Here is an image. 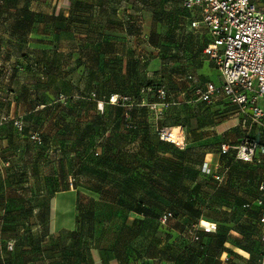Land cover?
<instances>
[{"label":"rangeland","instance_id":"1","mask_svg":"<svg viewBox=\"0 0 264 264\" xmlns=\"http://www.w3.org/2000/svg\"><path fill=\"white\" fill-rule=\"evenodd\" d=\"M67 1L70 0H56L57 13L66 7ZM114 1L122 3L125 0ZM254 2L264 10V0ZM19 49L14 54L17 69L8 73L0 69V78H18L21 83H8L6 86L2 80L0 93L4 88L20 90L30 100L25 101L27 108L35 93L42 99H47V94H55L56 100L50 101L52 119L65 124L66 129L65 132H58L57 127L45 125L47 116H42L41 112L40 116L27 114L22 121L19 120L22 132L13 133L17 150L0 154V264H91L87 250L100 245L107 251L112 242H115V252L120 255L122 264H172L175 260L178 264H189L190 251L196 248L186 233L192 222L203 233L207 252L204 256L196 252L191 264H258L263 252L260 230L256 219L249 222L250 213L246 214L242 206L256 199V183L264 178V164L228 162L219 156L220 138L216 126L225 120H232L235 127L239 126L236 115L223 120L224 113L233 109L224 97L211 104V123L202 116L201 110H208L206 105L187 98L184 103V99L176 95L179 82L169 79L168 84H164L171 95L166 100L168 105L159 106L158 111L149 108L146 114L139 110L137 131H130L123 122L125 129L115 132L105 118L98 122L109 126L108 129L102 125L87 129L89 120H92L89 117L91 111L96 107L102 108L97 99L99 91H105L107 86L93 84L86 74L85 48ZM209 75L216 85L223 83L214 66ZM151 103L161 102L153 100ZM108 107L105 105L103 111ZM80 108L90 112L79 113ZM123 108L129 110L127 106ZM192 109L198 111L195 115L201 116L198 119L201 128L212 127L206 133L205 148L199 151V162L202 159L205 162L207 152L210 153L208 158L213 166L218 161V171L225 173V180L219 184L200 174L191 164V153H187L184 179L179 184L172 183L178 189L180 187L185 201H190L191 191L195 193L192 203L200 216L198 221H192L177 212L166 225H162L158 221L160 213L143 216L133 211V207L141 205L149 191L157 197L156 202L169 206L168 200L159 198L164 190L173 186L168 181L167 167L171 166L170 162H178L181 152H185L187 147L163 145L154 126L157 124L165 128L179 123L184 128L185 120L191 118L188 111ZM33 125L37 126L34 132L31 131ZM35 150H38L41 159L37 170L42 174L38 178L32 173V163L37 160L36 156H32ZM53 150L60 158L65 153L66 163L71 164V179H76L72 185L71 180L57 181L45 177L50 167L54 170V166L47 162ZM193 155L195 161L196 155ZM108 161L113 165H108ZM133 161L137 163L136 175L127 177L128 170L124 165ZM151 162L158 165L154 170V185L149 181ZM117 163L119 166H116ZM101 167L116 175L104 179L99 175ZM58 190L68 192L58 200V211L55 213L50 211L49 204L51 195ZM154 208L158 211L159 205ZM252 210L258 212L255 206ZM51 219H59L62 228L71 229L70 241L65 239L63 232L62 237L46 240ZM201 222L205 226H213L206 231L200 227ZM32 236L38 237V244L32 242ZM222 238H226L227 242L221 244ZM11 244L13 249H10ZM241 246L249 247L250 252Z\"/></svg>","mask_w":264,"mask_h":264},{"label":"crops","instance_id":"2","mask_svg":"<svg viewBox=\"0 0 264 264\" xmlns=\"http://www.w3.org/2000/svg\"><path fill=\"white\" fill-rule=\"evenodd\" d=\"M58 12H61L59 18L56 17V0H0V69L7 73L17 69L18 62L15 61L14 54L19 48H85L83 57L87 59L84 66L86 74L92 79L93 84L107 86L105 91H99L97 99L101 102L102 108L96 107L91 111L89 117L92 120H89L87 129H92L89 127L94 125H102L108 129L109 126L98 122L102 118L110 122V127L115 132L125 129L122 119L124 113L121 114L118 106L107 102L109 95L129 96L131 101L135 102L133 117L137 121L139 110L151 105L153 100L152 97L147 99L140 95V90L145 86L157 82L168 84L169 79L177 80L180 88L176 95L184 99L186 103V98L191 101L194 96V85L214 83L209 75L213 65L204 54V49L211 41V37L204 28H192L191 23L198 18V14L187 11L183 7V0H125L122 3L114 0H70L66 2V7ZM49 68L54 70V67L50 65ZM2 80L5 81L6 86L8 83L10 85L21 83L18 78H0V86ZM2 91L0 119L7 118V121L0 124L1 155L8 150H17L13 133L18 134L22 130L16 126L15 122L22 121L21 119L27 114L40 116L41 112L42 116H47L45 125L57 127L58 132H65L66 125L56 123V120L52 119L50 101L56 100L55 94H47V99H42L35 93L32 95L31 105L27 108L25 101L30 100L26 94L20 90H9V88H4ZM227 103L233 109L224 113L223 120L227 116L232 118L236 115V108ZM104 104L109 107L103 111ZM79 110V113L83 114L90 112L84 108ZM188 112L191 118L185 120L184 128L179 123L171 124L169 128L180 127L186 134L185 148L187 147L188 153H191L192 166H195L199 172V151L208 136L195 140L192 133L209 131L212 127L199 128L197 120L201 116L195 115L198 111L192 109ZM201 112L203 117L213 123L210 110H201ZM234 125V121L225 120L216 126L220 142L234 143L240 138L243 131L239 126ZM156 127L157 124L154 128ZM228 127L232 128L227 130ZM36 128L37 126L33 125L31 131L34 132ZM255 134L260 136L259 132ZM129 145L128 142V148H130ZM163 145L168 146V144ZM53 149L56 148L53 147ZM207 154L205 162L213 166L208 158L211 154L208 152ZM50 155L47 162L54 166V170L50 167L45 177L57 181L71 180V164L66 163L65 153L62 158L57 157L54 150ZM32 156L37 157V160L32 163V173L38 178L42 174L40 170H37L41 163L38 150L32 151ZM111 163L107 162L112 166ZM186 163V160L183 162L179 159L175 165L179 164L181 167ZM102 164L104 166V162ZM153 164L154 162H151L150 167ZM116 166H119V163ZM136 166L137 163L134 161L124 165L128 170L127 177H135ZM104 168L99 172L104 179L107 177L111 179V176L116 175L115 172L112 173ZM183 175L182 173L177 178L182 180ZM150 176L153 178L154 174ZM67 192L58 190L51 195L49 204L51 212L57 213L58 200ZM159 197L169 202V206L163 205V210L175 212L181 209L184 201V193L175 185L169 190H164ZM151 198L154 199L147 195L146 199ZM192 199L194 200L195 196ZM144 206L150 208L151 204L145 203ZM70 231V228H62L59 219H51L46 240L62 237L60 235L63 232L65 239L69 238L70 241ZM32 242L38 244V237L32 236ZM114 243L112 242L111 246L106 248L107 251L100 245L91 247L88 256L92 258V264H119V260L116 261ZM172 264H176V260L172 261Z\"/></svg>","mask_w":264,"mask_h":264},{"label":"built area","instance_id":"3","mask_svg":"<svg viewBox=\"0 0 264 264\" xmlns=\"http://www.w3.org/2000/svg\"><path fill=\"white\" fill-rule=\"evenodd\" d=\"M187 11L196 12V18L191 26L194 29L204 28L211 41L204 49V54L219 71L223 83L216 85L207 83L197 85L194 89L198 101L213 103L224 97L236 108L239 127L243 133L234 143H223L220 146V156H233L235 161L261 165L264 163V10H261L254 0H183ZM151 89L143 90L146 94ZM159 104L150 105L151 110L158 111L159 106H167V91L160 88L157 94ZM121 98L113 95L110 103L116 105ZM7 121L2 118L0 124ZM22 130V123L15 122ZM174 128V127H173ZM181 145L172 140V128H160L156 131L159 140L185 148V135L180 127ZM259 132L260 136L255 133ZM219 163L210 166L203 165V173L211 175L219 184L225 180V173L218 171ZM75 179H71L72 182ZM259 196L254 202L244 205L245 210L253 206L262 208L258 218L261 227V241L264 245V181L259 184ZM172 218L171 213L161 218L166 224ZM213 226V225H212ZM215 226V225H214ZM200 227H202L200 225ZM204 228V227H202ZM199 226H194L190 232L193 236ZM207 230V228H204ZM197 239V237H195ZM13 249V245H10ZM228 260V259H227ZM260 264H264V250Z\"/></svg>","mask_w":264,"mask_h":264},{"label":"trees","instance_id":"4","mask_svg":"<svg viewBox=\"0 0 264 264\" xmlns=\"http://www.w3.org/2000/svg\"><path fill=\"white\" fill-rule=\"evenodd\" d=\"M61 16V12H58V13H56V17H60ZM197 85H194L193 86V93H194V96H193V100L192 101H198L197 99H196V97H195V91H194V89H195V87H196ZM165 88V85L164 84H161V83H159V84H156V83H152V84H150V85H148V86H145L144 88H142L141 90H140V95H143L145 98H149V97H152L153 98V100H155V101H158V98H157V94H158V90L160 89V88ZM147 89H151V92H149V93H146V94H143L142 93V91L143 90H147ZM166 89V88H165ZM167 91V99L169 98L170 99V97H171V95H170V93H169V91L168 90H166ZM111 96H113V95H109L108 96V103H110V98H111ZM121 99L119 100V103L118 104H116L115 106H118V108L121 110V114H123L122 116V119H123V121L124 122H126V128H128L130 131H132V132H135V131H137L138 129H139V125L137 124V122L134 120V107H135V102L134 101H131V99H130V97L129 96H125V95H118ZM152 100V101H153ZM205 105H206V109H208V110H210V108H211V104L212 103H207V102H204V101H202ZM149 103V102H148ZM111 104V103H110ZM152 104V103H151ZM125 106H127V108H129V110H126V109H124L123 107H125ZM147 106H148V104H147ZM149 108H150V104H149V106H148ZM148 107H143L141 110H143L144 111V113L146 114V113H148L147 111H148ZM126 110V111H125ZM123 112V113H122ZM198 121V120H197ZM197 124L199 125V121L197 122ZM157 128V127H156ZM199 128H201L200 126H199ZM202 129V128H201ZM148 130V129H147ZM194 131H196V130H194ZM156 133H157V131H156ZM206 133H207V131H200V132H193L192 133V136H193V139H195V140H201V139H203L204 137H206L207 135H206ZM158 135V134H157ZM217 136L220 138V136H219V134L217 133ZM218 142H219V152H220V146L223 144L222 142H220V139H218ZM160 143H162V144H171V143H167V142H162V141H160ZM171 145H173V144H171ZM205 147H203V145H202V148L201 149H204ZM187 153H188V151L186 150L185 152H181V158H180V160H182L183 162H184V160H185V155H187ZM221 159L222 160H225V161H228V162H238V163H242V164H245V165H255V164H248V163H243V162H240V161H235V159H234V157L233 156H230V155H228V156H221ZM168 162H170V161H168ZM204 159H202L201 160V162H200V170H199V172H200V174H202V175H204V176H207V177H210V178H212L213 179V177L211 176V175H207V174H205V173H203V165H204ZM176 163H173V162H170V167H167V171H168V178H169V183H171L172 185H173V183L172 182H176V183H180V181L181 180H179V178H177V177H179L180 176V174H184V172H183V168H184V165H182L181 167H179V164L178 165H175ZM264 164V163H263ZM262 165V164H261ZM150 167V166H149ZM156 167H158V165H157V163H154L153 164V166L152 167H150V169H151V171H152V173L151 174H155L154 173V170H155V168ZM182 172V173H181ZM150 174V175H151ZM184 179V175L182 176V180ZM75 181H76V179H75ZM149 181H150V184H152V185H154V177L153 178H151V176H149ZM262 181H264V179H259L258 181H257V183H256V187H257V197L260 195L259 194V189H258V187H259V184L262 182ZM179 186V185H178ZM150 187L152 188V186L150 185ZM180 188V187H179ZM148 196H152V197H154V199H146L147 198V196H146V198H145V200H144V202L141 204V205H139V206H136V205H134V207H133V209H134V211L136 212V213H138V214H140V215H143V216H152L154 213H160V215L158 216V221L160 222V224H162L161 223V218L165 215V214H167V213H171L172 214V218L175 216V213H182L183 214V216H188V217H190L191 218V220L192 221H198V218H199V212L197 211V208H195V206H194V204L192 203V201H194L192 198H193V196H195V193L193 192V191H191L190 193H189V197H188V199H190V201H188V200H184L183 202H182V205H181V209L179 210V211H172V210H163V204H159L158 202H156L157 201V197L155 196V194L154 193H152V191H149V193H148ZM256 197V198H257ZM160 198V197H159ZM196 198V197H195ZM145 203H149V204H151V207L150 208H146L145 206H144V204ZM156 204L157 205H159V208H158V211H154V207L156 206ZM244 205L245 204H243V211L246 213V214H249L250 213V217H249V222L251 223L254 219H256V226H258V228H259V230H260V241H261V227L259 226V224H258V218H259V216H260V214H261V212H262V208H259V207H257V206H255V207H257V209H258V212H253V208L251 209V210H245L244 209ZM172 218H170L168 221H167V223L172 219ZM166 223V224H167ZM166 224H162V225H166ZM195 225H197V224H195V222H192L191 223V225L190 226H188L187 227V229H186V233L187 234H189V236H190V238H191V240H192V242L195 244V246H196V248L195 249H193V250H191L190 251V253H191V256H189V258H188V262H189V264H191L194 260H195V254H196V252L198 253V254H201L202 256H204L205 255V253L207 252V246L203 243V233L201 232V231H199V230H197L196 231V233H195V235L193 236L192 234H190V232L194 229V226ZM247 237H250V235L249 234H245ZM195 237H197V239L195 238ZM227 242V239L226 238H222L221 239V241H220V243L221 244H224V243H226ZM261 243H262V241H261ZM262 245H263V243H262ZM241 248L243 249V250H245L246 252H250V248L249 247H245V246H241ZM263 250H264V245H263ZM87 256L88 255H90L89 254V250H87ZM116 253V252H115ZM262 254H263V252H262ZM89 257V256H88ZM261 258H262V255L260 256V259L258 260V264H260V260H261ZM116 261H118L119 260V264H122V259H121V257H120V255L119 254H117L116 253ZM90 262H91V264L93 263V260H92V258L90 259ZM176 264H178V262L176 261Z\"/></svg>","mask_w":264,"mask_h":264},{"label":"bare ground","instance_id":"5","mask_svg":"<svg viewBox=\"0 0 264 264\" xmlns=\"http://www.w3.org/2000/svg\"><path fill=\"white\" fill-rule=\"evenodd\" d=\"M171 135H172V140L174 141L175 144H179L181 145L182 143V136L179 134V129H177L176 127L172 128V131H171ZM213 224L209 225L208 226H205L202 222H201V226L204 227V228H207L209 229Z\"/></svg>","mask_w":264,"mask_h":264}]
</instances>
